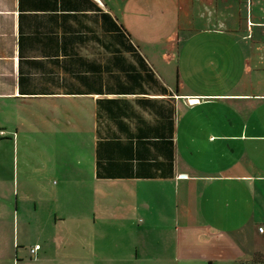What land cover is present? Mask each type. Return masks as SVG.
Masks as SVG:
<instances>
[{
    "label": "crops",
    "instance_id": "obj_1",
    "mask_svg": "<svg viewBox=\"0 0 264 264\" xmlns=\"http://www.w3.org/2000/svg\"><path fill=\"white\" fill-rule=\"evenodd\" d=\"M0 129V264L245 263L264 0H0Z\"/></svg>",
    "mask_w": 264,
    "mask_h": 264
},
{
    "label": "rangeland",
    "instance_id": "obj_2",
    "mask_svg": "<svg viewBox=\"0 0 264 264\" xmlns=\"http://www.w3.org/2000/svg\"><path fill=\"white\" fill-rule=\"evenodd\" d=\"M54 182H55V184L58 182L57 181V179H54ZM21 228V227H20ZM9 229L10 228H7V229H5V230H7V232H6V234H7V237L6 238H4V237H2V239L0 238V246H8V245H10L11 244V241L15 238V236L12 234V233H10V232H8L9 231ZM27 232H24L23 233V235H22V233H21V236L19 237V235L17 236L16 235V239H18L19 238V240L20 241H22V237L24 238L23 239V241L25 242V243H28L29 241H33L34 239H36L37 238V236L38 235H33L32 233L34 232H32L31 233V231H29V229H28V227H27V230H26ZM21 232H22V228H21ZM25 235L27 236V237H25ZM110 238V237H109ZM39 240H40V237L38 238ZM42 239V238H41ZM102 246H103V248H102V254L104 255V254H108V255H118V250L117 249H115V247H114V244H112L111 246H110V242H108V239H105V240H103V242H102ZM159 256H160V253H159ZM193 258H195V256H193ZM192 258V259H193ZM102 264H110V263H105V262H103ZM116 264H123V263H121V262H119V261H117L116 262ZM179 264H201V262H199V260H192V261H186V260H184V259H182L181 260V262L179 263ZM203 264V263H202ZM204 264H208L207 262H205ZM215 264H244V263H242V262H239V261H237L236 260V257H235V254H233V253H225V262H222L221 260L220 261H218V263H215Z\"/></svg>",
    "mask_w": 264,
    "mask_h": 264
},
{
    "label": "trees",
    "instance_id": "obj_3",
    "mask_svg": "<svg viewBox=\"0 0 264 264\" xmlns=\"http://www.w3.org/2000/svg\"><path fill=\"white\" fill-rule=\"evenodd\" d=\"M118 28H119L118 36L120 38L123 35V30L120 27ZM244 264H264V253L262 252L254 253L253 257L249 261L245 262Z\"/></svg>",
    "mask_w": 264,
    "mask_h": 264
},
{
    "label": "built area",
    "instance_id": "obj_4",
    "mask_svg": "<svg viewBox=\"0 0 264 264\" xmlns=\"http://www.w3.org/2000/svg\"><path fill=\"white\" fill-rule=\"evenodd\" d=\"M5 135V131L0 129V137ZM258 232L263 233L264 232V225L258 227ZM40 249V245H34L29 249V252L31 255H35L37 251Z\"/></svg>",
    "mask_w": 264,
    "mask_h": 264
}]
</instances>
